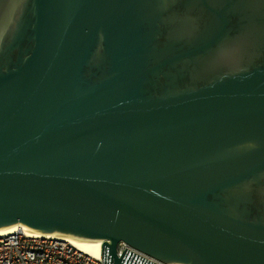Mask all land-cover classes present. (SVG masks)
Here are the masks:
<instances>
[{"label":"water","instance_id":"1","mask_svg":"<svg viewBox=\"0 0 264 264\" xmlns=\"http://www.w3.org/2000/svg\"><path fill=\"white\" fill-rule=\"evenodd\" d=\"M105 264H264V0H0V227Z\"/></svg>","mask_w":264,"mask_h":264},{"label":"built area","instance_id":"2","mask_svg":"<svg viewBox=\"0 0 264 264\" xmlns=\"http://www.w3.org/2000/svg\"><path fill=\"white\" fill-rule=\"evenodd\" d=\"M128 250L156 263L166 264L124 242L116 246L117 255ZM0 264H105L101 254L93 256L68 240L30 236L22 230L0 235ZM175 264V263H172Z\"/></svg>","mask_w":264,"mask_h":264},{"label":"bare ground","instance_id":"3","mask_svg":"<svg viewBox=\"0 0 264 264\" xmlns=\"http://www.w3.org/2000/svg\"><path fill=\"white\" fill-rule=\"evenodd\" d=\"M16 230H22L24 233L30 236H40V237L59 238L62 240H68L74 243L81 250L90 253L93 256H99L101 254L102 242L99 239H84L73 236L60 235L57 233H40L20 223H15L12 225L0 227V235L8 234Z\"/></svg>","mask_w":264,"mask_h":264}]
</instances>
